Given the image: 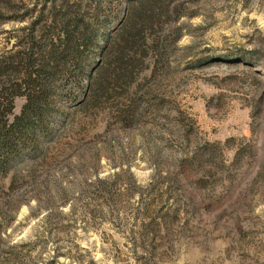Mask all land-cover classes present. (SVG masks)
Here are the masks:
<instances>
[{"label": "rangeland", "instance_id": "1", "mask_svg": "<svg viewBox=\"0 0 264 264\" xmlns=\"http://www.w3.org/2000/svg\"><path fill=\"white\" fill-rule=\"evenodd\" d=\"M77 2L114 50L91 91L57 78L53 134L0 175V264H264V0ZM7 16L23 70L40 44Z\"/></svg>", "mask_w": 264, "mask_h": 264}, {"label": "trees", "instance_id": "2", "mask_svg": "<svg viewBox=\"0 0 264 264\" xmlns=\"http://www.w3.org/2000/svg\"><path fill=\"white\" fill-rule=\"evenodd\" d=\"M17 2L28 4V0H0V11L8 13L7 21L28 22L22 28V32H27L25 38L40 45L38 50L32 44L18 51L23 70L15 66L18 64L14 60L0 64V76L9 82L0 85V175L10 172L16 158L40 152L43 138L53 134L57 78L61 76L66 83L72 82L76 94L87 88L91 91L97 76L107 66L103 62H110L108 57L116 43L115 36L110 35L99 53L92 54L98 34L88 12L77 0H50L51 4L45 3L41 9L27 7L25 10L16 9ZM128 26L129 19L118 28V34ZM129 44L121 43L123 47ZM34 57L42 58L39 66L33 63ZM88 71L90 83L86 81ZM11 74L17 77L15 81L9 77ZM19 96L26 97L27 101L21 114L11 119Z\"/></svg>", "mask_w": 264, "mask_h": 264}]
</instances>
